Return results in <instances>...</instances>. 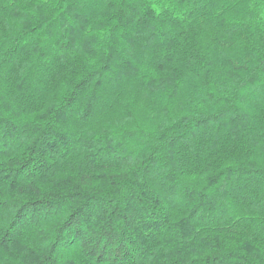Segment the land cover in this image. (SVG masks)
Segmentation results:
<instances>
[{
  "label": "trees",
  "instance_id": "trees-1",
  "mask_svg": "<svg viewBox=\"0 0 264 264\" xmlns=\"http://www.w3.org/2000/svg\"><path fill=\"white\" fill-rule=\"evenodd\" d=\"M0 264H264V0H0Z\"/></svg>",
  "mask_w": 264,
  "mask_h": 264
}]
</instances>
